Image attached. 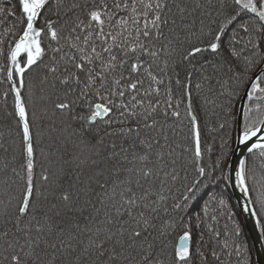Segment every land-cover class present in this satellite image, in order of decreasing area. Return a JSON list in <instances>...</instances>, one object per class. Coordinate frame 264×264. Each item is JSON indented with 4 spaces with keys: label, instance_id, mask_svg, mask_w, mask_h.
Wrapping results in <instances>:
<instances>
[{
    "label": "snow or ice",
    "instance_id": "1",
    "mask_svg": "<svg viewBox=\"0 0 264 264\" xmlns=\"http://www.w3.org/2000/svg\"><path fill=\"white\" fill-rule=\"evenodd\" d=\"M237 208L264 0H0V264H252Z\"/></svg>",
    "mask_w": 264,
    "mask_h": 264
},
{
    "label": "water",
    "instance_id": "2",
    "mask_svg": "<svg viewBox=\"0 0 264 264\" xmlns=\"http://www.w3.org/2000/svg\"><path fill=\"white\" fill-rule=\"evenodd\" d=\"M237 155H240L238 150ZM244 155H247L245 152ZM235 202V200H234ZM238 209V208H237ZM239 214L242 217L243 226H245L247 236L249 237L251 247L253 248V254L255 258V264H264V247L263 241L260 236L259 230L255 226L254 219L247 213H242L238 209Z\"/></svg>",
    "mask_w": 264,
    "mask_h": 264
},
{
    "label": "trees",
    "instance_id": "3",
    "mask_svg": "<svg viewBox=\"0 0 264 264\" xmlns=\"http://www.w3.org/2000/svg\"><path fill=\"white\" fill-rule=\"evenodd\" d=\"M234 203V201H233ZM237 221L239 222V225L242 229V238L243 240H245L247 242V245H248V248L250 250V257H251V261H252V264H255L254 263V258H253V248L251 247V244H250V240H249V237L247 236V233H246V229H245V226H243V223H242V220H241V217L240 215L238 214V210H237V217H236ZM260 233V232H259ZM262 238V237H261ZM178 240V238H177ZM262 241H263V247H264V238H262Z\"/></svg>",
    "mask_w": 264,
    "mask_h": 264
},
{
    "label": "rangeland",
    "instance_id": "4",
    "mask_svg": "<svg viewBox=\"0 0 264 264\" xmlns=\"http://www.w3.org/2000/svg\"><path fill=\"white\" fill-rule=\"evenodd\" d=\"M234 204H235V202H234ZM238 210V209H237ZM238 214H239V211H238ZM240 215V214H239ZM240 217H241V215H240ZM241 220H242V217H241ZM243 223V222H242ZM253 258H254V255H253ZM254 263H255V258H254Z\"/></svg>",
    "mask_w": 264,
    "mask_h": 264
}]
</instances>
